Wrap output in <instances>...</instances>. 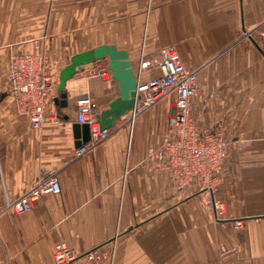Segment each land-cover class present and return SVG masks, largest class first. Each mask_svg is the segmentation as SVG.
<instances>
[{"label":"crops","instance_id":"0c3cea01","mask_svg":"<svg viewBox=\"0 0 264 264\" xmlns=\"http://www.w3.org/2000/svg\"><path fill=\"white\" fill-rule=\"evenodd\" d=\"M102 44L127 50L133 64L174 48L196 71L190 114L202 133L231 142L214 196L242 228L215 221L198 180L176 191L150 156L173 135L174 94L133 124L121 118L80 157L76 101L90 96L108 109L120 95L113 78L78 70L67 106L56 94L47 107L55 119L40 129L18 110L7 83L13 55L32 54L56 73ZM158 75L152 66L143 77ZM51 173L60 194L23 214L0 213V264H54L60 242L85 253L115 240L114 264H264V0H0V209Z\"/></svg>","mask_w":264,"mask_h":264},{"label":"built area","instance_id":"2783aa9c","mask_svg":"<svg viewBox=\"0 0 264 264\" xmlns=\"http://www.w3.org/2000/svg\"><path fill=\"white\" fill-rule=\"evenodd\" d=\"M97 63L92 73L105 81L112 79L108 64ZM154 65L159 67L160 75L145 80V72ZM7 81L18 110L28 116L33 129H40L47 120L54 121V116H47V107L57 94L58 84L38 57L32 54L13 55L8 65ZM197 91L196 71L186 68L173 49H164L157 60L141 59L135 106L125 117L133 124L140 115L163 98L174 94L175 105L170 118L173 135L165 137L158 148L150 151V156L162 162L170 172L176 191L186 188L193 180H200L203 188L209 192L202 194L201 199L207 208L213 209L215 221H226L232 229L239 230L243 227V221L225 218L224 205L214 196L218 174L228 158L231 142L222 131L205 134L200 131L190 114L192 100L197 96ZM100 112L99 104L92 97L77 99V123L89 125L91 138L76 150V156L84 155L109 136L110 129H103L99 122ZM60 193L59 178L51 173L38 178L20 197H8L0 213L23 214L31 211L38 200ZM106 251L96 248L85 253H76L60 242L55 246L53 261L54 264H104L108 259ZM110 264H114L113 259Z\"/></svg>","mask_w":264,"mask_h":264},{"label":"water","instance_id":"95a60500","mask_svg":"<svg viewBox=\"0 0 264 264\" xmlns=\"http://www.w3.org/2000/svg\"><path fill=\"white\" fill-rule=\"evenodd\" d=\"M106 60L112 78L119 84L120 95L111 102L108 109L100 112L98 119L103 129L113 128L117 122L134 109L137 95V76L132 66L130 54L125 49H119L112 44H102L79 53L72 57L71 63L60 72V82L57 89L55 104L66 107L68 104L66 83L72 79L78 70L84 66ZM74 134L77 139L76 147L79 148L90 141L89 125H74Z\"/></svg>","mask_w":264,"mask_h":264},{"label":"rangeland","instance_id":"374dc122","mask_svg":"<svg viewBox=\"0 0 264 264\" xmlns=\"http://www.w3.org/2000/svg\"><path fill=\"white\" fill-rule=\"evenodd\" d=\"M91 47H93V45H76L75 46V50L76 51H81V50H87L88 48H91ZM97 62H101V63H103V64H108V62L106 61V60H99V61H96V62H93V63H90V64H88V66L92 69V70H94V68H95V66L98 64ZM71 63V59H69L68 61H67V64L69 65ZM132 66H133V69H134V71H135V74H136V76L138 75V72H139V64H137V62H134V64L132 63ZM88 67V68H89ZM97 67V66H96ZM64 69V68H63ZM50 71V70H49ZM59 70H57L56 71V73H52L51 71H50V73H51V75H52V77H54V79H55V81L57 82V84L59 85V82H60V72H58ZM8 82V81H7ZM57 89H58V86H57ZM167 98V97H166ZM166 98H163L162 100H164V99H166ZM161 100V101H162ZM160 102V101H159ZM141 116V115H140ZM139 116V117H140ZM138 117V118H139ZM158 147V146H157ZM157 147H155V148H152L151 149V151L152 150H155ZM226 162V161H225ZM224 166H225V164H224ZM224 166H223V168H224ZM222 172L223 171H221L218 175H219V179L221 178V174H222ZM195 180H193V182H194ZM193 182L191 183V184H189L188 186H186V188H183V189H181V190H184V189H187V188H189L192 184H193ZM198 182L200 183V198H202V194H206V193H209V192H207L204 188H203V186H202V184H201V181L200 180H198ZM179 191V190H178ZM209 208H211V207H209ZM116 241H118V240H115L114 241V243L112 242V247H110V248H108V250L106 251V254H107V257H108V259L107 260H109V262H110V260L111 259H113V262H115V255H116V251H117V248L116 247H118L117 246V242ZM110 244V243H109ZM108 244V245H109ZM108 245H105V246H108ZM105 246H102V247H105ZM101 247V248H102Z\"/></svg>","mask_w":264,"mask_h":264},{"label":"bare ground","instance_id":"6f19581e","mask_svg":"<svg viewBox=\"0 0 264 264\" xmlns=\"http://www.w3.org/2000/svg\"><path fill=\"white\" fill-rule=\"evenodd\" d=\"M167 49V48H166ZM169 49H173L176 53H177V51L174 49V48H169ZM164 50V49H163ZM178 54V53H177ZM179 55V54H178ZM179 58H180V56H179ZM181 60V59H180ZM182 61V60H181ZM183 63V62H182ZM184 65V64H183ZM185 66V65H184ZM154 67H156L158 70H159V67L158 66H156V65H154ZM186 67V66H185ZM187 68V67H186ZM189 70H191V69H189ZM159 75H160V70H159ZM158 75V76H159ZM157 77V76H156Z\"/></svg>","mask_w":264,"mask_h":264}]
</instances>
